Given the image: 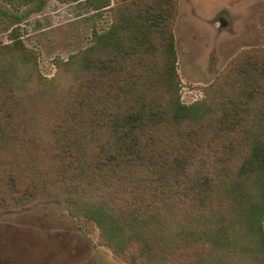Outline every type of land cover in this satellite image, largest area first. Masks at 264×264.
Masks as SVG:
<instances>
[{"label":"trees","instance_id":"16d2710c","mask_svg":"<svg viewBox=\"0 0 264 264\" xmlns=\"http://www.w3.org/2000/svg\"><path fill=\"white\" fill-rule=\"evenodd\" d=\"M178 12L121 0L51 80L0 45V211L63 203L130 264H264V48L186 104Z\"/></svg>","mask_w":264,"mask_h":264},{"label":"rangeland","instance_id":"374dc122","mask_svg":"<svg viewBox=\"0 0 264 264\" xmlns=\"http://www.w3.org/2000/svg\"><path fill=\"white\" fill-rule=\"evenodd\" d=\"M109 5L96 9L95 4ZM121 0H0V45L19 38L37 55L39 73L60 65L112 25ZM174 26L181 99L207 96L246 49L264 48V0H179ZM0 264H130L102 241L96 221L65 204L39 201L0 211Z\"/></svg>","mask_w":264,"mask_h":264}]
</instances>
